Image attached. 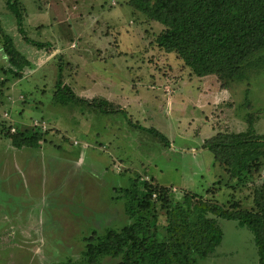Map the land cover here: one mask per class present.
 <instances>
[{"label": "rangeland", "instance_id": "obj_1", "mask_svg": "<svg viewBox=\"0 0 264 264\" xmlns=\"http://www.w3.org/2000/svg\"><path fill=\"white\" fill-rule=\"evenodd\" d=\"M21 2L25 34L45 45L28 42L7 0H0V130L29 129L40 119L48 130L39 146L21 148L0 133V264H88L92 232L130 222L121 188L134 177L172 187L179 201L188 192L192 204L203 196L211 204L254 206L264 159L262 170L239 185L204 143L219 132L247 129L250 112L264 134L263 64L224 88L216 75L196 76L177 53L160 48L155 40L164 25L129 0ZM4 34L29 61L22 76L5 71ZM60 75L85 102L55 97ZM165 215L158 210L161 234ZM209 216L223 239L198 264H257L253 232ZM117 262L106 257L101 264Z\"/></svg>", "mask_w": 264, "mask_h": 264}, {"label": "trees", "instance_id": "obj_2", "mask_svg": "<svg viewBox=\"0 0 264 264\" xmlns=\"http://www.w3.org/2000/svg\"><path fill=\"white\" fill-rule=\"evenodd\" d=\"M21 1L7 0V3L20 32L25 34ZM129 4L164 25L156 37L157 45L177 53L196 76L216 75L221 86L228 88L234 81L247 79L254 65H264V56L258 58L264 52V0H129ZM25 39L38 47L45 45L26 34ZM3 49L9 61L5 71L24 75L22 71L29 61L19 53L9 34H4ZM3 84L1 80L0 88ZM63 84L60 75L55 93L58 100L85 102ZM20 96L24 101L25 96ZM9 98L6 101L12 103L13 97ZM259 118L250 112L247 129L219 132L204 143L213 152L215 162L224 166L229 180L239 185L250 182L253 174L263 168L264 134L254 128ZM140 127L168 143L156 129ZM0 133L10 137L19 148L39 146L46 134L39 127L23 130L19 126L15 132L3 127ZM140 180L131 178L130 185L121 188L128 197L126 212L130 222L119 230L107 228L103 234L92 232L88 238L84 251L88 264H101L106 257L118 259L116 264H198L200 259L213 254L223 239V231L210 213L248 227L254 235L257 264H264V182L255 189L254 206L243 209L236 200L222 206L203 200V196H199L202 202L192 204V194L188 192L183 201L175 200L172 187L160 185L152 177ZM218 183L220 179L213 184ZM158 210L166 214L163 234L157 229Z\"/></svg>", "mask_w": 264, "mask_h": 264}, {"label": "built area", "instance_id": "obj_3", "mask_svg": "<svg viewBox=\"0 0 264 264\" xmlns=\"http://www.w3.org/2000/svg\"><path fill=\"white\" fill-rule=\"evenodd\" d=\"M5 113H6V115L8 114V112H5ZM38 122H39V124H36L34 126H31V127H39L41 130L45 131L46 128L44 127L45 129H43L42 124H41V122H42L41 119ZM11 129H13V130H11L12 132L16 131V128L14 126L11 127Z\"/></svg>", "mask_w": 264, "mask_h": 264}]
</instances>
